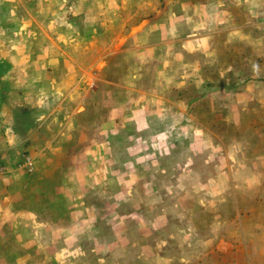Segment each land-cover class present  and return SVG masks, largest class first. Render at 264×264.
I'll use <instances>...</instances> for the list:
<instances>
[{"label":"rangeland","instance_id":"1","mask_svg":"<svg viewBox=\"0 0 264 264\" xmlns=\"http://www.w3.org/2000/svg\"><path fill=\"white\" fill-rule=\"evenodd\" d=\"M158 20L160 31H148L141 41L151 48L164 38L162 51L163 45L176 50V70L170 75L177 81L169 85L170 99L184 103L193 121L207 126L214 160L194 157L187 162L199 176L186 181L187 189L171 191L165 175L145 183L123 175L128 171L119 161L96 162V185L90 181L80 191V223L67 231L66 226L42 225L45 214L40 211L33 218L18 211L15 224L8 210L1 213L0 264H169L168 257L185 243L184 233L193 234L187 238L192 247L199 246L205 236L200 235L202 221L217 216L227 221L236 214L234 201H256L233 195V183L239 186L248 179L240 172L221 178L220 187L214 185L208 196L204 181L216 180L210 170L217 167L264 168V0H0L1 76H58L56 49L72 56L74 44L81 89L91 78L101 86L109 50L132 47L123 28L130 36ZM89 27L93 32L87 33ZM151 69L146 76L153 79ZM7 81L2 79L0 86L4 113L9 110ZM8 114L1 118L4 124ZM41 115L23 110L16 114V124L35 128ZM133 115L137 117L135 111ZM201 141L194 136L198 155ZM94 186L99 191L89 192ZM170 220L174 225H168ZM211 225L208 229L216 232L217 224ZM174 247L178 253L169 251Z\"/></svg>","mask_w":264,"mask_h":264},{"label":"crops","instance_id":"2","mask_svg":"<svg viewBox=\"0 0 264 264\" xmlns=\"http://www.w3.org/2000/svg\"><path fill=\"white\" fill-rule=\"evenodd\" d=\"M147 26L130 36L123 28L121 34L132 47L109 50L101 86L96 78H91L92 83L81 89V73L77 70L80 63L74 44L72 56L56 49L58 76L16 73L0 76V86L2 79H8L9 108L4 113L2 107L6 104L0 102V164L4 168L0 173V218L8 210L15 224L18 211L23 210L25 218H33L40 211L45 214L42 225L66 226L67 231L69 226L80 223V191L90 181L96 185L93 179L97 175L92 171L96 162L106 165L119 161L128 171L122 172L123 175L140 177L145 183L165 175L167 191H171L187 189L186 181L199 176L197 170L187 167V162L191 163L194 157L204 162L214 160L207 126L193 121L184 103L174 104V99H170L173 92L169 85L177 81L170 75L176 70L173 62L176 50L163 45L162 51L160 42L164 38H159L151 48L141 41L148 31H160L161 20ZM92 29L89 27L87 33L93 32ZM148 68H152L153 79L146 76ZM178 84L182 85V80ZM23 110L42 114L37 127L16 124V114ZM7 114L8 122L4 124L1 118ZM194 136L202 138L199 155L194 153ZM24 157L32 162L29 170L22 165ZM238 172L248 179L239 186L233 183L232 187L237 188L233 195L242 193L244 198L253 196L256 201L252 204L234 201L236 214L227 221L220 216L206 223L202 221L204 228L200 235L205 236L200 238L199 246L192 247L187 238L193 234L184 233L185 243L179 253L176 247L169 250L178 253L168 257L169 264H194L195 260L200 264H264V168L230 171L213 168L210 176L216 180L204 181L205 194L208 196L214 185L219 188L221 178ZM94 191H99L96 186L89 188V192ZM241 210H249L251 214ZM209 224H217L218 230L208 229ZM168 225L174 223L170 220ZM224 226L232 230H221ZM192 253L195 255L191 256ZM151 255L155 258L157 254ZM157 257L165 261V257Z\"/></svg>","mask_w":264,"mask_h":264},{"label":"built area","instance_id":"3","mask_svg":"<svg viewBox=\"0 0 264 264\" xmlns=\"http://www.w3.org/2000/svg\"><path fill=\"white\" fill-rule=\"evenodd\" d=\"M31 160H30V158H28V157H24L23 158V166L27 169V170H29L30 169V167H31ZM4 171V168H3V166H2V164H0V173H2Z\"/></svg>","mask_w":264,"mask_h":264},{"label":"trees","instance_id":"4","mask_svg":"<svg viewBox=\"0 0 264 264\" xmlns=\"http://www.w3.org/2000/svg\"><path fill=\"white\" fill-rule=\"evenodd\" d=\"M2 74H1V69H0V76H1ZM1 98V97H0Z\"/></svg>","mask_w":264,"mask_h":264}]
</instances>
